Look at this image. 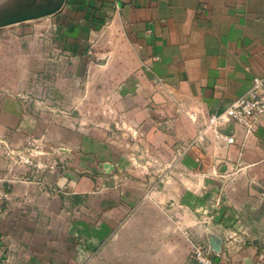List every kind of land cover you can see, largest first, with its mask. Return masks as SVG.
Returning <instances> with one entry per match:
<instances>
[{
  "label": "crops",
  "instance_id": "crops-1",
  "mask_svg": "<svg viewBox=\"0 0 264 264\" xmlns=\"http://www.w3.org/2000/svg\"><path fill=\"white\" fill-rule=\"evenodd\" d=\"M17 37L87 77L127 137L46 122L0 89V134L59 158L0 186V264H89L101 247L116 250L141 206L145 151H155L157 260L179 251L170 215L189 228L186 215L207 212L238 262L264 264V125L246 135L226 122L233 144L211 129L197 138L264 78V0H0V54Z\"/></svg>",
  "mask_w": 264,
  "mask_h": 264
},
{
  "label": "rangeland",
  "instance_id": "rangeland-1",
  "mask_svg": "<svg viewBox=\"0 0 264 264\" xmlns=\"http://www.w3.org/2000/svg\"><path fill=\"white\" fill-rule=\"evenodd\" d=\"M7 53L0 54V89L23 98L30 112L49 123L77 122L88 131H100L116 140L126 138L122 126H114L115 104L105 102L103 92L94 94L88 78L79 79L65 69L55 54L40 55L35 41L11 38ZM30 42V43H29ZM106 131V133H104ZM151 165L143 183L141 205L129 210L127 230L118 238L116 250L101 247L89 264H241L228 246V232L216 227L207 212L190 216L191 227L184 228V215L175 213L171 231L175 249L170 256H155V151H145ZM59 159L34 139L20 142L8 133L0 134V186L8 179L20 180L44 175ZM149 173V174H148ZM210 207V206H209ZM171 207H169L170 209ZM168 215V214H167ZM170 233V234H171ZM164 260V261H162Z\"/></svg>",
  "mask_w": 264,
  "mask_h": 264
},
{
  "label": "built area",
  "instance_id": "built-area-1",
  "mask_svg": "<svg viewBox=\"0 0 264 264\" xmlns=\"http://www.w3.org/2000/svg\"><path fill=\"white\" fill-rule=\"evenodd\" d=\"M238 125L246 135L253 134L258 127L264 125V78L254 76L248 90L234 98L221 112L209 116L207 124L199 130L200 138L207 129H211L214 137L225 144H233L234 137L221 129L226 122ZM194 143L190 142L189 146Z\"/></svg>",
  "mask_w": 264,
  "mask_h": 264
}]
</instances>
